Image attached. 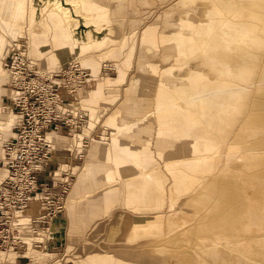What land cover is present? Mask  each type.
Wrapping results in <instances>:
<instances>
[{"label": "bare ground", "instance_id": "1", "mask_svg": "<svg viewBox=\"0 0 264 264\" xmlns=\"http://www.w3.org/2000/svg\"><path fill=\"white\" fill-rule=\"evenodd\" d=\"M137 1L140 4L138 8L131 7V0L37 2L38 11L29 16V23L33 26L27 31L32 33V50L43 63H37L26 56L36 70L44 73L60 72L74 61L66 64L67 59L79 58L83 66L90 67L93 75L99 77L100 67L97 62L91 57L81 58L80 54L91 47H106L107 58L118 57L125 48L122 60L115 65L116 76L102 78L95 89L90 91L89 99H81L80 106L88 110L102 101L112 102L113 98L116 100L120 96V87L128 80L125 95L108 116L107 123L116 125L112 136L119 135L122 148L136 158L132 162L136 168L141 172L145 171L139 166L140 153L143 150L151 153L154 145L158 152L168 151L170 159L167 160L180 159L182 156L179 164L192 171L203 170L205 176H208L220 164V155L214 154V151L227 145L226 161H231L237 155L245 159L243 166L247 172L244 174L250 177L235 185L229 194L227 190V205L220 211H216L223 203L221 196L218 197L220 189L210 188L215 196V214L205 215L210 219L208 224L204 223L203 218L195 227L188 229L184 226L179 233L182 236L187 232L200 230L204 232L198 237L209 240L194 247L197 249L194 256L179 257V263L264 264V160L255 163L246 157L247 151L264 148V143L260 144L264 142V0H159V8L170 2L162 17L144 27L140 26L139 20L131 33L120 35L117 26L113 24L114 19L134 14L135 11L144 9L146 4L152 3L148 0ZM63 3L71 5H62ZM2 4L7 7L5 11H0V145L13 135L12 132L10 136H6L5 129L13 125L14 119L16 123L14 114L3 104V100L9 98V90L1 82L6 76L2 61L7 58L11 49L21 50V39L25 32L19 23H12L14 19H22V2H17L14 11L10 10L11 0H0V6ZM145 13L148 15L149 11ZM140 29L142 51L136 59L135 45ZM56 30L59 34L55 33ZM75 62L86 69L78 61ZM58 64L66 65L50 69ZM133 68L134 73L130 74ZM138 87L141 90L139 92ZM104 88H112L109 100L104 98ZM241 107V114H244L241 118L245 121L237 131V122L240 120H235L234 116ZM90 119L97 118L90 114ZM154 122L159 127L155 133ZM183 122L188 124L187 132L182 128ZM79 131L74 135H78ZM123 134L124 138L121 137ZM153 135L154 138L151 139ZM260 135L262 136L258 138ZM66 139L70 140L66 134L48 132L50 147L47 159L36 163V166L43 167L54 177L62 171L75 174L66 164L54 162V159L59 160L60 156H64L58 153L57 148ZM85 144L82 140V151L85 150ZM106 150L104 144L100 143L92 147L76 182L74 180L71 201L84 194L92 193L89 195L92 196L97 192V186L90 179L94 178L96 157H101ZM0 153V158L3 159L2 149ZM81 156L82 152H79L74 159ZM112 160L118 168L126 164L119 157H113ZM75 163L79 166L78 161ZM52 165L66 169H54ZM142 176L149 179L147 174ZM111 177L110 171L101 176L103 181L110 180ZM179 179L180 177H176V180ZM201 184L193 185V188ZM114 192L101 196L106 204L111 203ZM150 195L146 181H131L125 185L127 206H149L153 203ZM31 204L17 215L16 223L24 224L31 217L41 215L39 194ZM189 204L185 210L191 209L193 201ZM27 211L36 214H25ZM199 215L193 212L192 219ZM135 220V225L147 223ZM156 220L160 226L161 216ZM178 222V215L173 213L166 225L168 235L172 234L171 226ZM48 235V232L43 231L38 236L44 245L49 241ZM31 240L32 237H27L28 245ZM169 251L171 249L167 247H159L152 259H159L158 255ZM243 251L247 253L244 254ZM31 252L35 251L30 246L20 253L0 251L4 254L12 253L9 256L23 254L25 258L27 253L31 256ZM98 255H90L85 262L79 264L113 263L111 258ZM0 259H3L2 254Z\"/></svg>", "mask_w": 264, "mask_h": 264}, {"label": "rangeland", "instance_id": "2", "mask_svg": "<svg viewBox=\"0 0 264 264\" xmlns=\"http://www.w3.org/2000/svg\"><path fill=\"white\" fill-rule=\"evenodd\" d=\"M42 1L43 0H11L12 5L10 6V10L14 11L16 10L15 6L17 2H22V19L20 21L19 19H14V22L12 23H19L23 28V31H25L21 39L23 41V47L21 50H23L31 60L37 63L43 62L32 50V33L27 30L33 26V24L30 25L29 23L30 13L38 11L36 4L37 2L41 3ZM141 1L144 2L146 0ZM148 1H151L152 3L150 5L146 4L144 9L137 10L134 14H128L125 17H117L114 19L113 24L114 26H117L120 35L131 33L139 20L140 26L142 27L152 22H156L162 17L166 6L170 5L169 2L165 7L159 8V0ZM65 4L71 5L70 3H63L62 5ZM138 5L140 4L137 0H131L132 8H138ZM6 7L5 4H2L0 6V11L2 12V9L5 11ZM147 11H149L148 15L145 13ZM55 33L59 34V31L56 30ZM140 47L141 29L137 33V43L135 45L136 59L141 54L142 50ZM123 54H125V48L118 57L107 58L108 50H106V47L102 49L91 47L81 53V58L91 57L97 62L100 67L99 77L93 75L90 67L83 66L79 58L67 59L66 64L71 60L81 63L84 68L91 72L92 77L95 79V84L81 96V99H89L90 91L95 89L97 83H99L102 78L116 76L117 68L115 65L120 63L124 56ZM5 59L6 58L2 61V69L6 71V76L1 79V82L7 85L8 78L7 70L5 68ZM66 64H58L50 69L64 67ZM133 73L134 68L130 71V74ZM127 84L128 80L120 87V96L116 100L114 98L111 99L112 102L115 100L113 103L109 100L111 98L110 95L112 94V88H104V98L109 101H102L95 108L91 107V109L88 110L84 108L87 112L85 125L79 132H77L78 135H74L75 133H62L66 134L70 140L66 139L65 142H60L61 144L57 148L58 153L64 155L59 157V163L64 162L70 164V170L75 173L73 174L74 177L72 182L77 179L81 168L85 164L86 159L89 157V153L95 144H104L107 148L106 152L101 157H96V163L93 170L94 178L90 179V182L94 181V186H97V192L93 193L92 196H89L92 193L84 194L82 197L74 198L73 201H71L70 194L72 189H70L65 205V209L67 210L72 204L76 203L80 205V209L84 207L89 213V216L100 221L96 223V226L87 231L88 234H86L85 237H78V235L74 236V233H67L65 237L60 238L58 234L53 235L55 233L54 227L51 226L49 231H47L48 234L50 233L47 237L52 239V242L49 243L50 245H48L47 249L45 248L46 245L42 249L31 247L35 252H31V256L30 253H27L26 258L22 256L23 254H13L9 256V254L12 253H0V255L2 254L3 256V259H0V264H79L85 262L92 253L99 254L98 256L111 258V260H113L112 264H115V262H121L122 264H181L178 261L179 257L182 255L194 256L197 251L194 247L209 240L207 238L204 239L198 237L199 235H203L204 232L200 230L187 232L183 235L181 234L182 236H179V233L182 232L184 226H187L188 229L195 227L197 222L200 219L203 220V218L204 223L208 224L210 219H207L205 215L207 213H209L208 215L215 214L213 202L215 196L210 191L211 187L220 189L219 194H217L218 197L219 195L221 196V201L223 202L220 204V207L215 210L220 211L227 205V190L229 194L230 190H232L233 187H236L235 185L240 184L242 180L250 178L249 175L244 174L247 172L243 166L245 159H241L237 155L232 158L231 161H226L228 150L227 145H225L223 149L218 148L214 151V154L220 155V164L214 171L215 173L213 172L210 175L205 176L206 173H204L203 170L200 172L192 171L188 169L187 166L179 164L182 156L180 159L172 158L171 160H167L170 159V157H168V151L165 153L158 152L155 150L156 148L154 145H152L153 150L151 153L144 150L140 153L139 157L141 158V161H139V166L145 170L144 172H141V170L136 168L135 163H132L136 158L131 156L130 153H127L128 151H125V149L122 148L123 146L119 143V135L112 136V132L115 130L116 125L112 126L107 123L108 116L116 106L119 105L121 102L120 99L125 95ZM137 91H141L139 90V87ZM243 103L245 104V101H243ZM80 104L82 105L81 100ZM242 108L243 107H241L234 116L235 120H240L237 122L239 123L236 129L237 131L239 130V126L242 125V122L245 121V119L241 118L244 115L241 114ZM90 114L97 119H90ZM14 124L15 119L13 125ZM153 124V131L155 133L159 127L155 122ZM13 125L5 129L6 136L12 134ZM182 128L185 130L184 132H187L188 124L183 122ZM85 131H87V133H85ZM73 135L74 137L72 138L71 136ZM121 137L124 138V134ZM85 138H87L86 141ZM152 138H154V135L151 139ZM82 140L86 142L84 151H82L84 146L82 145ZM263 143L264 142H261L260 144ZM79 152H82V156L80 158H75L79 161L78 166L75 163L77 161L74 160V157L78 156ZM67 154L71 156H65ZM113 157H119L125 160L126 164L119 168L116 167L112 160ZM246 157H248L251 162L258 163L259 161L264 160V148L259 147L254 150H249L247 151ZM54 162H58V160L54 159ZM51 167L54 169H66L59 165H52ZM262 167L263 166H257V168ZM108 171H110L112 177L110 180L103 181V177L101 178V176ZM143 174L149 175V179L144 178L142 176ZM4 175V171L0 170V179H2ZM176 177H180V179L176 180ZM131 181H141L143 183L146 181L148 183V189L151 193L150 196L153 198V203L151 205H139L138 208H134L125 204V185ZM75 182L71 188H73ZM198 183L202 184L194 189L193 185ZM111 191H115L112 195V201L111 203L106 204V201L103 200L101 196H103L104 193H110ZM197 199H200L201 201ZM191 201H193L191 209L185 210L190 205L189 203ZM33 204L34 202L30 206ZM193 212L200 214L199 217H195L194 220L192 219ZM173 213L178 215L180 222L171 226L172 234L168 235L166 225L168 219ZM25 214L35 215L36 213L33 214L32 212L27 211ZM159 216H161L162 219V224L160 226L156 220ZM135 219L147 223L144 225H135ZM180 224L184 225L179 226ZM94 232L97 234L95 237L92 236ZM124 232L126 234H124ZM247 237L249 238V235H247ZM159 247H167L171 249V251H169V253L164 252L161 255H158L157 257H159V259H152V257H155L154 252Z\"/></svg>", "mask_w": 264, "mask_h": 264}, {"label": "built area", "instance_id": "3", "mask_svg": "<svg viewBox=\"0 0 264 264\" xmlns=\"http://www.w3.org/2000/svg\"><path fill=\"white\" fill-rule=\"evenodd\" d=\"M5 68L9 98L3 104L16 123L12 137L1 145L0 170L5 175L0 179V251L42 249L45 245L38 236L49 231L52 219L65 211L74 176L62 171L54 177L36 163L47 159L48 132L74 134L85 125L87 112L80 100L95 79L75 61L57 73L40 72L18 48L9 51ZM37 194L41 215L16 223L17 215ZM27 237H32L30 245Z\"/></svg>", "mask_w": 264, "mask_h": 264}, {"label": "crops", "instance_id": "4", "mask_svg": "<svg viewBox=\"0 0 264 264\" xmlns=\"http://www.w3.org/2000/svg\"><path fill=\"white\" fill-rule=\"evenodd\" d=\"M75 161H78V160H75ZM58 162L60 161L58 160ZM61 163L66 164L64 162H61ZM66 165L70 168V164H66ZM99 221L100 220H96L95 218L89 216V213L86 211V209H84V207L80 209V205L74 203L67 210L65 209L63 213L54 217L51 221V226L54 227L55 233L53 235L58 234L60 238L65 237L67 233H74V236L78 235V237H83V236L85 237L86 234H88L87 231L90 230L92 227L96 226V223H98ZM96 235L97 234L94 232L92 236L95 237ZM51 240L52 239H49V241L47 242V245H46L47 247L48 245H50L49 243L52 242ZM90 255H94V253Z\"/></svg>", "mask_w": 264, "mask_h": 264}]
</instances>
